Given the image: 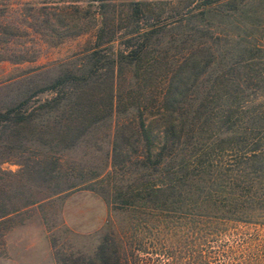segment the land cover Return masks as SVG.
I'll return each instance as SVG.
<instances>
[{
  "label": "rangeland",
  "instance_id": "obj_1",
  "mask_svg": "<svg viewBox=\"0 0 264 264\" xmlns=\"http://www.w3.org/2000/svg\"><path fill=\"white\" fill-rule=\"evenodd\" d=\"M196 47L213 54L197 97L209 91L221 111L262 106L264 0H0V111L15 106L13 112L26 116L18 124L0 122V210L7 211L0 255L6 232L20 224L32 234L43 226L48 264H59L62 257L91 254L113 224L145 218L138 210L109 207L85 186H103L116 123L132 114L139 95L150 99L157 92L166 67ZM130 48L140 56L121 59L111 105L102 66ZM134 65L152 76L137 78ZM64 72L88 77V85L70 92L67 82L64 99L43 104L56 94L46 86ZM117 176L124 178L123 169ZM154 219L151 213L149 224ZM213 247L219 260L229 249L264 253V226L232 224Z\"/></svg>",
  "mask_w": 264,
  "mask_h": 264
},
{
  "label": "trees",
  "instance_id": "obj_2",
  "mask_svg": "<svg viewBox=\"0 0 264 264\" xmlns=\"http://www.w3.org/2000/svg\"><path fill=\"white\" fill-rule=\"evenodd\" d=\"M139 51L120 50L117 58L112 53L102 66L110 80L111 105L124 70L121 59L130 62ZM212 61L209 49L196 47L166 67L157 92L150 99L139 95L132 114L116 123L111 168L99 178L103 186H85L99 192L109 207L138 210L145 218L139 223L129 220L121 228L113 224L91 254L62 257L59 264H264L258 249L242 255L229 249L227 259L219 260V249L213 247L232 224L264 226V103L251 110L221 111L209 91L197 97ZM133 68L134 76L144 81L152 76L144 66ZM88 80L64 72L46 86L56 94L43 104L57 105L64 99L67 82L70 92L82 93ZM14 108L0 111V122L26 119ZM122 169L124 178L117 176ZM6 213L0 210V221ZM151 213L153 225L148 222ZM3 242L0 232V245Z\"/></svg>",
  "mask_w": 264,
  "mask_h": 264
},
{
  "label": "crops",
  "instance_id": "obj_3",
  "mask_svg": "<svg viewBox=\"0 0 264 264\" xmlns=\"http://www.w3.org/2000/svg\"><path fill=\"white\" fill-rule=\"evenodd\" d=\"M28 226L20 224L6 232L0 264H48L49 244L43 226L37 225L33 234L26 232Z\"/></svg>",
  "mask_w": 264,
  "mask_h": 264
}]
</instances>
